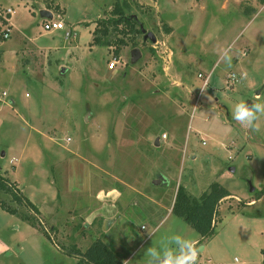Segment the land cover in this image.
Instances as JSON below:
<instances>
[{"label": "rangeland", "instance_id": "rangeland-1", "mask_svg": "<svg viewBox=\"0 0 264 264\" xmlns=\"http://www.w3.org/2000/svg\"><path fill=\"white\" fill-rule=\"evenodd\" d=\"M116 1L0 0V12L16 7L15 26L0 41V171L46 204L58 190L64 197L72 186L88 188L92 170L100 187L123 193L117 225L105 233L98 217L92 226L131 264H146L147 248L174 233L199 238L198 264H262L264 117L254 132L237 124L232 108L254 97L264 102V3L127 0L126 14L137 15L157 41L139 34L110 68L115 47L91 42L96 21L109 17ZM43 6L65 29L42 31ZM0 22V29L9 23L1 16ZM136 47L141 56L133 61ZM226 49L231 66L222 59ZM214 181L237 197L221 202L217 233L201 241L172 207L180 184L198 196ZM0 199L27 212L8 193L0 191ZM252 200L258 203L248 206ZM56 203L65 201L55 197ZM94 207L70 220L69 237ZM44 229L53 237L38 250L22 251L15 240L0 264H76L69 246ZM89 231L90 242L96 236ZM13 234L8 223L0 240Z\"/></svg>", "mask_w": 264, "mask_h": 264}, {"label": "crops", "instance_id": "crops-1", "mask_svg": "<svg viewBox=\"0 0 264 264\" xmlns=\"http://www.w3.org/2000/svg\"><path fill=\"white\" fill-rule=\"evenodd\" d=\"M255 9L257 6L253 4ZM15 8V13H16V7L13 6L12 4L7 5ZM42 9H47L48 11L52 12L53 17L56 18L55 16V11L51 8H48L46 6H43ZM41 9V10H42ZM31 10V8H30ZM42 20L48 18L46 16H42ZM9 23L11 25V30H13V26H15V22H13V14L9 19ZM43 31V30H42ZM45 32V31H44ZM0 173H2L0 171ZM91 180L88 184V188L84 186H72V190H68L67 196L64 195V197H61V191H57L56 193L54 192L53 195V202L51 203H46V204H39L38 202L33 199V197L28 196L25 194V192L20 188V184L17 180L15 179H10L12 182H15L16 187L23 193V195L28 198L37 208L35 211L32 207L26 206L25 208L27 209L26 213L31 214L35 216V224L31 223L29 220L23 219L17 214H11L7 212L6 210L2 209L0 207V232L1 230L4 229V227L10 223L13 231H15V234H13V239H7V241L4 243L3 241L0 240V254H6L9 249L12 247V245H15V240H18V245H21L22 251L27 249V247L30 249L32 248L33 250H38V248L41 245V242H46L48 241L46 237L49 238L47 232L44 229V224H47L50 229L58 236L57 241L61 242V246L68 247V250L65 249L66 253L69 255H72L76 263L79 259V256L75 254L73 251L76 249L79 250H86L89 245L95 241L97 238H102L103 239V232H98L95 228V225L93 223L96 218L100 217L103 219V230L105 233L109 232L110 229H112L114 226L117 225L119 218L121 216V208L117 204V201H120L121 198L123 197V193L117 191V190H108L100 187V180H98L96 177H94V172L92 170L89 171ZM2 175H4L2 173ZM5 176V175H4ZM68 184V183H67ZM100 185V186H99ZM209 186V185H208ZM230 190V188H229ZM231 191V190H230ZM232 192V191H231ZM76 194V196L74 195ZM233 194L231 196H235V193L232 192ZM199 196V195H198ZM55 197L56 200L60 202V200L64 199L65 204L61 205L60 203H56L55 206ZM77 197L80 198H86L85 202H81ZM237 197V196H235ZM239 198V197H238ZM262 197H260L258 200H261ZM99 201V204H98ZM15 202V201H13ZM80 202L81 204H78ZM255 200L249 201L248 206L256 205L258 202L254 203ZM11 206L12 204L9 203ZM95 206V207H94ZM16 207V206H13ZM94 207V209L91 211V213L88 215L87 220L85 221V227L88 228V232H84L85 227H81L78 230L74 231L75 238L69 237L68 234L70 233V227H68L67 224H70V220H74V218L78 217V212H80L82 209L83 210H88ZM79 209V210H78ZM68 217V219H65L64 217ZM261 215V214H260ZM259 215V216H260ZM264 217V216H263ZM43 224V226H42ZM92 226V228H90ZM89 230H91L93 233H95V238L92 239L89 242L88 236H89ZM91 235V234H90ZM51 238V237H50ZM201 238V237H200ZM107 244L105 239H103ZM201 240V239H200ZM194 241H199V238L194 240ZM87 242V243H86ZM196 243V242H195ZM58 246H60L58 243H56ZM77 246H76V245ZM86 245V247L83 248V245ZM109 245V244H108ZM111 246V245H109ZM61 248V247H60ZM116 248V247H114ZM260 248V246H258ZM263 248V247H262ZM62 249V248H61ZM205 249V247H201V250ZM117 250V249H116ZM261 250V249H260ZM19 252V251H18ZM70 252V253H69ZM117 252V251H116ZM11 253V252H10ZM119 255V253H118ZM10 255L7 254L5 258L9 257ZM122 262L124 264H131L130 263V256L127 257L122 255H119ZM18 258V257H17ZM19 263L22 262L21 258L19 257ZM211 259H209L210 261ZM28 264V263H27Z\"/></svg>", "mask_w": 264, "mask_h": 264}, {"label": "trees", "instance_id": "trees-1", "mask_svg": "<svg viewBox=\"0 0 264 264\" xmlns=\"http://www.w3.org/2000/svg\"><path fill=\"white\" fill-rule=\"evenodd\" d=\"M260 2L264 3V0ZM127 7H129L127 0L122 2L117 0L110 12L111 15L96 21L92 45L114 46L116 57L130 42L136 45L138 35L143 32L139 20L126 14ZM170 29V26L166 27L167 32ZM4 39L6 38L0 36V41ZM0 191L8 193L11 199L18 204H24L37 210L36 206L16 187L15 182L2 173H0ZM231 195L229 188L219 181L210 183L199 196L193 195L180 184L176 191L172 212L190 224L200 234L201 241L207 240L217 233L221 202ZM0 207L35 224V216L21 212L17 207L11 206L2 199H0ZM45 233L48 234V232ZM73 252L79 256L76 264H123L118 253L102 238H97L84 251L76 249ZM261 254L263 255L262 264H264V248H261Z\"/></svg>", "mask_w": 264, "mask_h": 264}, {"label": "clouds", "instance_id": "clouds-1", "mask_svg": "<svg viewBox=\"0 0 264 264\" xmlns=\"http://www.w3.org/2000/svg\"><path fill=\"white\" fill-rule=\"evenodd\" d=\"M226 49L222 59L226 65L231 66L232 57ZM259 97H254L249 103L239 100L232 108V118L244 129L254 132L261 131L259 121L264 117V102H258ZM150 236L154 233L144 228ZM145 256L148 257L146 264H198L199 249L195 241L182 234L174 233L162 238L159 247L154 244L147 248Z\"/></svg>", "mask_w": 264, "mask_h": 264}, {"label": "built area", "instance_id": "built-area-1", "mask_svg": "<svg viewBox=\"0 0 264 264\" xmlns=\"http://www.w3.org/2000/svg\"><path fill=\"white\" fill-rule=\"evenodd\" d=\"M3 9L4 10L0 12V16L3 18V21L5 20L9 22V19L12 16V14H15V8L11 6H6ZM9 24L10 23L6 24L0 29V32L3 38H8L11 33V28H9L8 26ZM0 25H1V22H0ZM62 29H65V22L62 19H57V18L52 17V18H46L42 22V30L45 32H53V31L62 30ZM120 60L121 59L118 57L113 58L109 64L110 68H114L117 64L121 62ZM230 77L233 80L239 79L238 76L235 74L230 75ZM208 81H209V78L206 79L205 86L207 85ZM47 232L52 238L53 237L52 233L50 231H47Z\"/></svg>", "mask_w": 264, "mask_h": 264}, {"label": "water", "instance_id": "water-1", "mask_svg": "<svg viewBox=\"0 0 264 264\" xmlns=\"http://www.w3.org/2000/svg\"><path fill=\"white\" fill-rule=\"evenodd\" d=\"M41 15L42 16H46L48 18H52L53 14L52 12L48 11L47 9H42L41 10ZM134 18H137V15H132ZM140 27L142 29V32L144 34V40L150 39L152 42H156L157 41V37L155 36V34L152 31H148L144 25L142 23H140ZM132 55H133V61H136L140 56H141V49L139 47H136L132 50ZM63 71H65V68L63 69ZM251 103V102H249ZM161 141H160V136H158L155 139V145H160ZM232 170H234V168H232ZM161 180H155L154 183L158 184L160 183ZM203 248V247H202Z\"/></svg>", "mask_w": 264, "mask_h": 264}]
</instances>
